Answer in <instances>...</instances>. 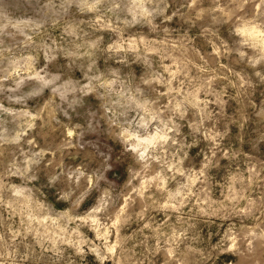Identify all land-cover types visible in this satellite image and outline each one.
Listing matches in <instances>:
<instances>
[{
  "label": "clouds",
  "instance_id": "9594fccd",
  "mask_svg": "<svg viewBox=\"0 0 264 264\" xmlns=\"http://www.w3.org/2000/svg\"><path fill=\"white\" fill-rule=\"evenodd\" d=\"M34 3L0 10V264H72L61 246L97 221L116 234H97L100 264H264V139L221 143L225 87L264 86V0ZM207 17L232 21L210 50L175 26ZM221 157L247 167L214 180Z\"/></svg>",
  "mask_w": 264,
  "mask_h": 264
},
{
  "label": "rangeland",
  "instance_id": "374dc122",
  "mask_svg": "<svg viewBox=\"0 0 264 264\" xmlns=\"http://www.w3.org/2000/svg\"><path fill=\"white\" fill-rule=\"evenodd\" d=\"M210 2L211 0H206V4ZM227 2L228 0H222L221 6H223V4ZM35 7H37V5H35L34 0H0V10L10 11L15 14H24L26 12H31ZM254 10L255 9L253 4H248L245 7L246 12H251ZM225 20V17H217L215 21H212L211 17H207L204 21V24L210 29L208 32H202L199 25L189 28L188 24L184 23L183 21H177L175 26L181 33H183L185 29H188V36L196 37L194 43L198 47H209L210 50V42L214 40V37L212 35L213 32L215 33V38H229L232 21L227 20V22H225ZM97 35H103L104 40L109 42L110 38L115 39V35L108 29H98ZM245 38L248 39L252 44H258V39L252 34H249ZM248 51L249 54H251L252 49H249ZM58 59H60L61 62L67 60L66 57H60ZM98 63L103 65L102 60L98 61ZM141 65L142 62H137V65H135L134 67L139 68L141 67ZM79 75L80 73L77 72L76 76L79 77ZM223 83L226 85V82ZM69 86L70 85H66V87ZM214 87L216 88L217 93H219L220 85H215ZM237 91L238 90L231 87V85H227L225 87V92L227 94L223 96V99L225 101L223 105V111L226 118L231 119L235 122L228 124L229 133L221 142L224 150L238 149L240 147V144L236 137L240 134L244 135L245 140L264 139V115L258 117L255 115V111L248 107L249 101H254L258 105L260 100L264 99V86L253 84L243 95H237ZM210 107L215 109L216 105H210ZM242 118L244 119L243 129L240 128V122ZM225 123L226 120L221 119L217 124V128L220 131H223ZM202 147L203 143L197 145L195 148L189 149V156L191 157V160L185 161V165L189 163H197V166H199V161L202 160V157L197 156L196 154L200 152V149ZM244 151H248V148L245 147ZM259 156L260 159H264V149L261 150ZM238 165L240 171H244L247 167L246 161L243 157H236L234 160L226 157H221L218 163H215V166L209 168L208 175L214 178V180H220L222 177L226 176L229 171H236ZM261 176H264V172L261 173ZM212 194L213 199L219 196L218 187L212 189ZM101 224L102 222L97 221L94 225L81 229L84 238L92 242V244L81 243L80 247L82 251L78 252L75 246L72 245L61 246L62 258L68 257L69 259H71L72 264H100V261L97 257V253L100 252L99 247H97L95 252L91 250L94 245H98L101 242L100 239H97V234L99 233L100 238L106 239L109 243L114 244L116 240L115 233L108 237L104 236L105 229L101 227ZM121 235H126V233H123V231H121ZM105 264H108L107 259H105Z\"/></svg>",
  "mask_w": 264,
  "mask_h": 264
}]
</instances>
